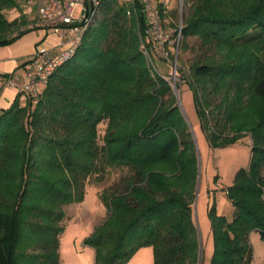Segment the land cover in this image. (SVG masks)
<instances>
[{"label":"trees","instance_id":"obj_1","mask_svg":"<svg viewBox=\"0 0 264 264\" xmlns=\"http://www.w3.org/2000/svg\"><path fill=\"white\" fill-rule=\"evenodd\" d=\"M183 2L176 62L180 50L193 57L188 76L179 68L177 77L192 91L208 144L251 142L248 165L224 189L232 217L208 211L209 264H251L249 233L264 241V0ZM15 7L0 0V46L31 30H11L16 22L1 11ZM143 28L140 5L102 0L38 101L16 97L0 111V264H59L63 206L81 202L87 177L108 166L129 174L121 189L98 195L108 215L83 241L93 264H126L146 246L152 264H197L195 144L170 82L145 62Z\"/></svg>","mask_w":264,"mask_h":264},{"label":"rangeland","instance_id":"obj_2","mask_svg":"<svg viewBox=\"0 0 264 264\" xmlns=\"http://www.w3.org/2000/svg\"><path fill=\"white\" fill-rule=\"evenodd\" d=\"M16 1L17 7L1 11L8 22H16L11 29L15 32L28 27L31 28L33 24L38 22L37 0ZM177 7V1L171 0L169 12L174 11L177 18L173 16L167 18L169 26L173 27L178 20H181L182 23V15L187 6L183 2L181 17L178 15ZM34 30L28 31L27 34ZM44 41L46 42V40ZM190 43L193 44L194 41L191 40ZM3 46L5 47V45ZM3 46H0V52H5ZM192 57L193 52L191 50H180L178 63H176L173 73L174 66L169 60L153 56V67L144 56L146 64L160 75L165 76L170 82L176 102L180 104L178 106L181 116L187 123L194 140L197 177L192 202L193 216L201 242L202 264H209L213 252V237L208 211L214 207L216 214L223 215L227 219L232 217L234 208L227 199L224 189L232 185L236 171L248 165L251 142L249 136L244 135L236 143L227 147L212 148L209 146L194 106L192 91L186 82H182L177 77L179 68L182 70L180 73L188 76V65ZM23 96L19 97L20 103L24 102ZM96 129L97 144L101 145L102 136L106 129V120L98 123ZM128 174L126 169L113 166L106 167L104 172L91 174L85 180L83 200L79 203H69L63 206L66 217L62 221L63 231L59 236V264H75L72 259L75 254H77L75 258L78 259L76 260L78 264L94 263V252L84 245L83 241L108 215V211L98 195L103 190L110 193L115 187L121 189V180ZM249 241L253 255L251 264H264V241L259 237L257 231L252 230L249 233ZM152 263L153 250L150 246L137 249L126 262V264Z\"/></svg>","mask_w":264,"mask_h":264},{"label":"built area","instance_id":"obj_3","mask_svg":"<svg viewBox=\"0 0 264 264\" xmlns=\"http://www.w3.org/2000/svg\"><path fill=\"white\" fill-rule=\"evenodd\" d=\"M137 3L144 15V28L140 48L150 64L153 56L169 60L176 65L181 36V20L169 26L168 13L171 0H118ZM181 17L183 0H176ZM102 0H37L36 12L40 26L57 40L36 44L33 54L21 65L20 73L11 74L8 86L15 87L25 97L36 103L52 73L75 54L87 27ZM164 14V15H163Z\"/></svg>","mask_w":264,"mask_h":264},{"label":"crops","instance_id":"obj_4","mask_svg":"<svg viewBox=\"0 0 264 264\" xmlns=\"http://www.w3.org/2000/svg\"><path fill=\"white\" fill-rule=\"evenodd\" d=\"M32 29L35 30L29 34L25 33L12 43L3 46L5 52H0V111L8 108L16 97L19 100V97L23 95L17 88L8 86L9 76L20 73L21 65L33 54L39 41L46 40L47 43H54L57 40L54 35L47 33L40 26H35ZM23 97L25 102L26 97ZM24 102L20 103L19 101L20 105H23ZM76 256L77 254L72 256V259L75 264H78Z\"/></svg>","mask_w":264,"mask_h":264},{"label":"water","instance_id":"obj_5","mask_svg":"<svg viewBox=\"0 0 264 264\" xmlns=\"http://www.w3.org/2000/svg\"><path fill=\"white\" fill-rule=\"evenodd\" d=\"M175 72V66L173 68V73ZM178 105H180L178 103ZM198 237H199V234H198ZM201 262V242H200V239H199V252H198V260H197V264H200Z\"/></svg>","mask_w":264,"mask_h":264}]
</instances>
